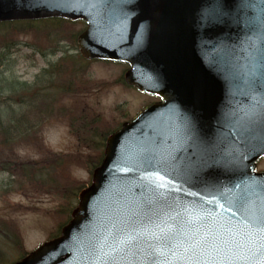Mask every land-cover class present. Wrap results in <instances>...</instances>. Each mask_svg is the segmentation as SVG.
<instances>
[{
  "label": "water",
  "instance_id": "95a60500",
  "mask_svg": "<svg viewBox=\"0 0 264 264\" xmlns=\"http://www.w3.org/2000/svg\"><path fill=\"white\" fill-rule=\"evenodd\" d=\"M84 19L83 57L162 101L107 139L61 235L15 264H264V0H0Z\"/></svg>",
  "mask_w": 264,
  "mask_h": 264
},
{
  "label": "trees",
  "instance_id": "16d2710c",
  "mask_svg": "<svg viewBox=\"0 0 264 264\" xmlns=\"http://www.w3.org/2000/svg\"><path fill=\"white\" fill-rule=\"evenodd\" d=\"M81 25V22L63 18L0 23V28H5L4 34L0 35V72H7L0 80V172L14 174L13 183L18 185L8 189L12 182L4 180L0 189H6L4 195L19 190L41 193L38 189H42L55 197H65L66 201L50 214L56 220L57 226L50 237L59 233L69 220L77 193L81 189L79 182L70 179L73 166L92 172L101 161L100 149L104 145L106 131L109 132V122L98 121L104 117L93 118L92 109L83 101V97H86V93L95 85L89 71L93 61L83 59L77 52H66L60 47L62 41L68 40L76 48ZM22 33L29 34L37 45L56 40L57 48L54 52H62L58 62L55 65L51 63L50 68L44 71L46 75L41 71L31 85L9 74L12 64L5 46L15 43L17 34ZM55 66H59V69H55ZM43 85L47 88L45 99H40L42 97L39 90ZM62 88L65 92H62ZM50 114L70 125L81 144L95 149L98 153H90L84 159L79 153L74 158L70 155L64 157L42 143L38 133L43 127L41 123L47 122ZM26 145L42 156L35 158L26 154L29 157L24 158L16 147ZM10 161L17 165H12ZM15 168L19 172L15 171Z\"/></svg>",
  "mask_w": 264,
  "mask_h": 264
},
{
  "label": "rangeland",
  "instance_id": "374dc122",
  "mask_svg": "<svg viewBox=\"0 0 264 264\" xmlns=\"http://www.w3.org/2000/svg\"><path fill=\"white\" fill-rule=\"evenodd\" d=\"M83 27L81 25L82 29ZM4 32L5 28H0V35L4 34ZM15 40V43H9L5 46L11 58V64L14 63V66L10 65L12 66V70H9V74L24 81L32 82L41 71H43V75L45 76L46 72L44 71L50 68V63H53V65L57 63L56 59H52L53 55L56 54V58L59 60L62 53L61 51L54 52L57 48L56 40L37 45L27 33L17 34ZM60 47L69 53L77 51V48H74L68 40L62 41ZM126 69V65L121 63L106 64L104 62H94L90 64L89 71L95 80V85L91 88L90 92L86 93V98L83 97V101L92 109L93 118L104 117L103 119L99 118L98 121L109 122V132L106 131V135L115 132L120 126L121 121L131 120L144 106L155 101L153 96L129 89L123 85L121 77ZM4 75H7L6 71L0 72V80L4 78ZM29 85L31 84L29 83ZM46 89L43 85L39 90L40 97H42L40 99H45ZM62 90V92H65L64 88ZM44 122L41 123L43 127H41V132L38 133V136L41 138L42 143H45L54 151H63L61 152L62 156L70 155L72 156L71 158H74L79 153L84 159L90 153H98L89 146H83L75 130L66 122L56 121L54 117L50 119L47 125ZM16 149L19 151V154H23L24 158H28V155L35 158L42 156L41 153L31 150L28 145L16 147ZM10 162L12 165L15 164L12 161ZM72 163L75 164L74 161ZM3 164L6 165V163ZM1 170L2 167L0 166ZM14 170L19 172L17 168ZM9 173H0V186L2 185V180L6 178V180L12 182V186L8 187V189L14 186L18 187L16 183H13L15 175L11 172ZM71 176V181H77L82 185L90 183L91 173H88L87 170L73 166V174ZM82 179L85 181H82ZM5 190L0 189V192H3L0 195V217L4 218V220L0 221V264H11L20 255H25L27 249L31 250L36 247L38 242L39 246L50 238V232L55 229L56 223L45 212L48 209H51V211L58 209L66 199L60 196H56V198L50 195L49 191L42 189H38L41 193L23 190L19 191V194H14L13 192L7 199V197L3 196ZM12 210H15L17 213H13ZM11 217H17L18 220H10L9 218ZM23 242L25 250L21 246Z\"/></svg>",
  "mask_w": 264,
  "mask_h": 264
},
{
  "label": "bare ground",
  "instance_id": "6f19581e",
  "mask_svg": "<svg viewBox=\"0 0 264 264\" xmlns=\"http://www.w3.org/2000/svg\"><path fill=\"white\" fill-rule=\"evenodd\" d=\"M25 246V245H24Z\"/></svg>",
  "mask_w": 264,
  "mask_h": 264
}]
</instances>
